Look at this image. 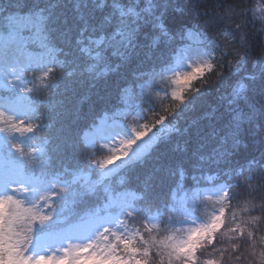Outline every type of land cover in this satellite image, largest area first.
Returning a JSON list of instances; mask_svg holds the SVG:
<instances>
[{"label": "snow or ice", "instance_id": "snow-or-ice-1", "mask_svg": "<svg viewBox=\"0 0 264 264\" xmlns=\"http://www.w3.org/2000/svg\"><path fill=\"white\" fill-rule=\"evenodd\" d=\"M0 264H264V3L0 0Z\"/></svg>", "mask_w": 264, "mask_h": 264}, {"label": "trees", "instance_id": "trees-1", "mask_svg": "<svg viewBox=\"0 0 264 264\" xmlns=\"http://www.w3.org/2000/svg\"><path fill=\"white\" fill-rule=\"evenodd\" d=\"M253 3H264V0H252ZM210 79H215V77H210ZM69 92L78 91L79 87L74 82L69 81L66 85ZM261 148V137L257 135L255 138H252L248 141L247 151L250 153H257Z\"/></svg>", "mask_w": 264, "mask_h": 264}]
</instances>
